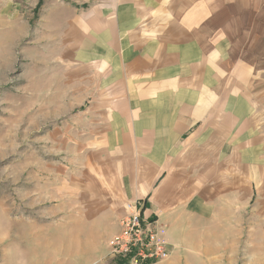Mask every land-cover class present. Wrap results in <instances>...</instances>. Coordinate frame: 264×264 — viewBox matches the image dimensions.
I'll return each mask as SVG.
<instances>
[{
  "label": "crops",
  "instance_id": "1",
  "mask_svg": "<svg viewBox=\"0 0 264 264\" xmlns=\"http://www.w3.org/2000/svg\"><path fill=\"white\" fill-rule=\"evenodd\" d=\"M66 37L92 80L84 194L69 187L104 216V246L139 203L165 230L163 262L196 261L264 176V0H100Z\"/></svg>",
  "mask_w": 264,
  "mask_h": 264
},
{
  "label": "rangeland",
  "instance_id": "2",
  "mask_svg": "<svg viewBox=\"0 0 264 264\" xmlns=\"http://www.w3.org/2000/svg\"><path fill=\"white\" fill-rule=\"evenodd\" d=\"M99 1L0 0V264H125L104 246L102 216L69 187L77 180L84 194L92 80L66 31ZM252 186L236 230L177 264H264V176Z\"/></svg>",
  "mask_w": 264,
  "mask_h": 264
},
{
  "label": "built area",
  "instance_id": "3",
  "mask_svg": "<svg viewBox=\"0 0 264 264\" xmlns=\"http://www.w3.org/2000/svg\"><path fill=\"white\" fill-rule=\"evenodd\" d=\"M121 231L108 242L109 254L125 264H151L167 260L171 251L165 230L156 220L142 215V204H129Z\"/></svg>",
  "mask_w": 264,
  "mask_h": 264
}]
</instances>
